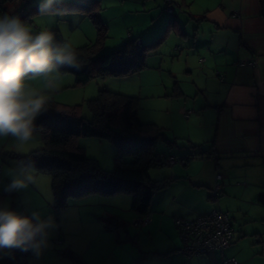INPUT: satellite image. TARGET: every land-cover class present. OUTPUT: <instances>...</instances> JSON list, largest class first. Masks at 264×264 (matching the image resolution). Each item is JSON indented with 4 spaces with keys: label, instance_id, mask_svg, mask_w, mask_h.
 Segmentation results:
<instances>
[{
    "label": "crops",
    "instance_id": "crops-1",
    "mask_svg": "<svg viewBox=\"0 0 264 264\" xmlns=\"http://www.w3.org/2000/svg\"><path fill=\"white\" fill-rule=\"evenodd\" d=\"M195 1L171 0L176 5L174 14L187 13V24L196 25L191 34L175 18L173 24L166 25L167 36L174 33L185 38V46L173 48L168 55L160 48L164 39L156 48L159 50L148 54L145 69L126 77L110 76L108 80L118 85V92L139 97L140 121L166 130L176 145L162 143L165 149L161 147L160 151L177 160L153 171L151 177L155 180H171L153 194L150 221L139 226L142 230L133 238V247L121 246L122 237L117 234L118 240L109 241L104 248L100 246L98 253L92 252L91 245L83 247L85 251L79 254L83 264H101L110 254L112 260L107 264H135L151 253L162 264H222L224 258L231 257L237 264H264V0ZM19 5V0L14 7L10 4L9 12L15 13ZM99 18L109 26L110 22ZM132 36L130 33L126 39ZM136 38L142 43L145 40L140 35ZM148 38L149 42L153 40L151 35ZM189 110L193 112L186 116ZM90 141L79 137L77 144L86 151L85 144ZM190 145L202 154L187 162L179 160L190 151ZM26 146L30 151L34 149L33 143ZM24 154L14 148L11 137L0 138V204L8 206L9 196L15 195L5 193L3 186L9 182L8 171L20 163L17 155ZM96 160L105 168L112 166L108 157L102 162ZM217 171L223 175V187L221 196L213 199L211 190ZM39 173L35 170L36 184L25 191L30 201L32 197L41 206L44 200L49 204L50 196H44L39 189L44 181ZM117 195L121 193L89 194L78 201L88 203L94 214L100 211L99 217L107 218L109 224L124 226L122 200ZM39 206L28 209L22 204L15 211L31 215L43 209ZM215 207L225 212L232 223L231 243L222 252L185 256L174 219L194 218ZM128 216L139 217L134 211ZM58 242L64 244L65 239ZM48 250L57 254L52 245ZM60 255L66 258L61 251Z\"/></svg>",
    "mask_w": 264,
    "mask_h": 264
},
{
    "label": "trees",
    "instance_id": "trees-1",
    "mask_svg": "<svg viewBox=\"0 0 264 264\" xmlns=\"http://www.w3.org/2000/svg\"><path fill=\"white\" fill-rule=\"evenodd\" d=\"M12 2L14 0H0V14L19 16L26 23H31L32 18L39 15L40 3L30 4V0H19V9L12 14L8 8ZM102 9L101 0H67L54 5L51 11L80 13L91 19L97 29L96 43L73 47L81 65L79 70H61L72 73L79 85L95 77H126L145 69L148 54L162 43L168 33L167 27L175 21L169 18L163 33L151 42L142 43L138 38H129L119 48L102 54L98 50L108 29L98 16ZM51 32L56 42H63L58 29ZM85 106L90 112V119L82 115V104L70 105L48 100L47 110L35 121L36 127L43 128V146L17 155L19 161L31 163L36 171L50 177L56 213L67 206L70 198L127 193L132 196L131 209L139 216L150 217L153 194L166 187L171 180L150 177L149 170L165 165L169 158V155L157 150V145L161 142L172 147L176 142L167 136L163 127L140 121L137 96L100 89L95 97L85 101ZM79 137H96L111 142L116 149L113 168L104 169L95 158L88 156L85 149L77 144ZM189 148L190 151L179 160L187 162L202 154L194 151L192 145ZM119 226V223L112 222L107 229ZM30 251L17 249L5 256L0 253V264H28ZM62 253L74 264H83L73 251L66 249Z\"/></svg>",
    "mask_w": 264,
    "mask_h": 264
},
{
    "label": "rangeland",
    "instance_id": "rangeland-1",
    "mask_svg": "<svg viewBox=\"0 0 264 264\" xmlns=\"http://www.w3.org/2000/svg\"><path fill=\"white\" fill-rule=\"evenodd\" d=\"M36 1L42 2V0H33L32 3H36ZM199 1L200 0H196L195 3H199ZM15 3L16 0L11 3L13 5L12 7L15 6ZM166 3V0H101L103 9L98 14L110 23L107 29L106 37H103L104 39L102 38L101 40L100 48L98 50L99 53L104 54L119 48L122 43L127 40L126 38L130 37V33H133L132 38H136L137 35L143 36L145 39L143 43L149 42V35H151V39L155 40L163 33L169 18H175L180 22L182 28H184L189 34L193 33V27H196V25L191 24V22H188L187 24L188 14L183 13L184 15L182 14L181 16H178L177 13L168 15L164 11V7L167 6ZM195 5L197 4H194V6ZM172 6L176 7L175 4ZM18 9L19 6L16 8V11ZM32 19V22L28 23V25L33 29V31H51L53 29H58L63 38V42L69 43L72 48L81 47L90 43H96L97 41V29L93 21L87 17H83L80 13L50 12L46 15H36ZM163 40L164 43L160 48L161 50H166L168 55L171 53L173 48L179 47L180 49L182 46H185V38L175 35L174 33L170 34L169 36L166 35ZM178 52H175V54ZM175 54H171V57ZM103 78L105 79H102L101 77H95L84 85H79L76 84L75 76L72 73L61 72L58 90L50 93L48 100L51 99L58 103L70 105L82 104V115L85 118L90 119V112L85 106V101L87 99L95 97L98 93V90L104 89V85L107 87L109 86L111 91H121L119 90L120 88H117L118 85L108 82V80L111 78L110 76H105ZM27 83L38 90H44L42 78H35L33 80L27 81ZM36 129L37 131L35 138L32 142V147H34V149L42 147L44 143L42 131L43 128L38 126ZM87 138L88 140H91L90 143L85 144L87 145V155L95 159H99L101 162L105 161V158L107 157L110 158L112 161L111 167L105 168L100 164L99 165L107 170L112 169L114 166V156L116 153L114 145L107 140L96 137ZM12 141L13 140L11 138V142ZM27 147L28 146H23L22 148H18V151L27 154L30 151L27 149ZM161 147L164 148L160 142L157 145V150L160 151ZM162 168H166V165L150 169V177L154 170H160ZM39 176L44 179V181H41L42 184L40 185L39 189L44 192V196L46 193H48V196H50L49 201L51 203L49 202V204H47V202L44 200L43 204L39 206L41 203L38 201H36L37 204L34 203L32 197L30 201V198L25 190L15 192L14 196L8 193L10 195L8 205L9 208L12 210H19L22 204L27 208L29 206L28 209H33L35 206H39V208L42 207L43 209L40 211L37 210L36 212H39L41 218L44 220H48L50 218L54 225V227L46 229V232L48 233L46 244L41 247L39 252L37 253L33 250L30 251L28 264H57V262H61V260L63 261L60 264H74L68 257L65 258L64 256L60 255V251L65 252L66 249H69L79 255L82 251H85L83 247H88L91 245L92 252L98 253L100 246H103L104 248L105 244H108L109 241L118 240L117 234H120V237H122V240H120L122 241L120 243L121 246L133 247V238L136 237L138 232L142 229L135 227L132 224L135 218L132 219L128 216L130 213L133 214L131 209L132 196L130 194L121 193V195H117L120 196L122 200L120 202L121 210H123L121 216L122 221L126 222V225L123 226L122 224L116 229H107V226L109 225L108 220L107 218L105 220L104 218L99 217L101 214L100 211L94 214L95 211H93V208L91 209L88 203H84L85 201H78L83 198H87L88 195L80 198H70L67 202V206L56 213L53 207L50 177L43 173H41ZM153 177L154 176L151 178L154 179ZM128 235L131 237L130 240L128 239ZM56 237L57 240H55ZM62 237L65 239L64 244H60L58 242V240L60 241ZM68 243L69 246L67 245ZM49 245H52V247L56 249L55 251L57 254L53 252L54 250H48ZM6 254L2 255L4 256ZM111 260L110 254L109 259L101 264H107ZM97 261L98 260H96V263H98ZM142 261L143 262H137L135 264H162L161 259L152 253L146 255V259Z\"/></svg>",
    "mask_w": 264,
    "mask_h": 264
},
{
    "label": "clouds",
    "instance_id": "clouds-1",
    "mask_svg": "<svg viewBox=\"0 0 264 264\" xmlns=\"http://www.w3.org/2000/svg\"><path fill=\"white\" fill-rule=\"evenodd\" d=\"M60 0H42L39 14L46 15ZM81 67L67 42H56L51 31H33L19 16L0 14V138L11 137L14 148L34 141L35 121L47 110L48 96L58 90L61 70ZM42 78L43 91L27 81ZM5 193L18 192L36 184L31 163L20 162L8 171ZM54 227L39 212L25 215L0 204V252H39L46 244V229Z\"/></svg>",
    "mask_w": 264,
    "mask_h": 264
},
{
    "label": "built area",
    "instance_id": "built-area-1",
    "mask_svg": "<svg viewBox=\"0 0 264 264\" xmlns=\"http://www.w3.org/2000/svg\"><path fill=\"white\" fill-rule=\"evenodd\" d=\"M166 2L167 6L164 8V11L172 14L174 8L171 5V0H166ZM240 63L245 64L246 62L242 61ZM191 112L193 110L186 111L185 115L188 116ZM175 162L176 158L173 156L167 159V164H174ZM1 180L0 168V184ZM222 187L223 175L217 171L211 190V197L213 199H218L221 196ZM149 221V215H141L135 218L132 224L134 226H143ZM174 223L181 241V252L188 257L206 254L212 250H224L229 246L234 235V229L228 215L221 211L219 207H215L194 218L176 217ZM222 264H237V260L233 257L224 258Z\"/></svg>",
    "mask_w": 264,
    "mask_h": 264
}]
</instances>
